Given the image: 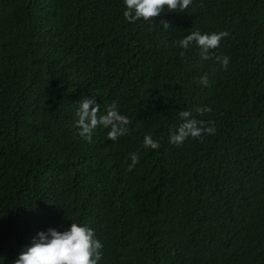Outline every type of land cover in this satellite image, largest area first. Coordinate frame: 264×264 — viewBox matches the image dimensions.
I'll return each instance as SVG.
<instances>
[{
  "label": "trees",
  "instance_id": "1",
  "mask_svg": "<svg viewBox=\"0 0 264 264\" xmlns=\"http://www.w3.org/2000/svg\"><path fill=\"white\" fill-rule=\"evenodd\" d=\"M125 8L0 0V264L71 223L95 230L98 264H264V0L165 7L154 30ZM197 30L229 33L213 50L230 58L226 70L179 46ZM82 98L100 115L116 101L129 132L110 141L98 126L91 143L81 138ZM180 111L215 134L169 143Z\"/></svg>",
  "mask_w": 264,
  "mask_h": 264
},
{
  "label": "clouds",
  "instance_id": "2",
  "mask_svg": "<svg viewBox=\"0 0 264 264\" xmlns=\"http://www.w3.org/2000/svg\"><path fill=\"white\" fill-rule=\"evenodd\" d=\"M193 0H124L126 6L123 16L130 23L143 19L150 24L154 30L151 20L165 11L184 12L192 4ZM163 29L168 31L171 25L166 20H161ZM229 33L221 31L218 33L201 34L199 30L191 32L179 41V46L187 50L190 46L199 49L202 60L215 59L225 70L228 67L230 58L226 55H214L215 49ZM175 46V45H174ZM183 55V53H181ZM202 86H208L207 75L200 78ZM106 114L100 115V105L95 99L82 98L79 108L75 113V126L79 128L78 135L92 142L93 130L98 126L110 129L107 139L117 141L118 138L129 132L131 121L125 115L120 114L118 104L113 101L105 109ZM210 107H198L196 112L203 115L210 112ZM180 118L184 121L177 131L170 135L169 143L177 146L188 139L202 140L206 135H214L216 128L213 121L197 120L192 117L190 111H180ZM143 146L150 149H159L160 142L151 135L143 138ZM131 163L128 170L131 171L139 163V153L130 154ZM103 244L96 238L95 230L87 225L71 223L64 231H57L49 228L46 231L37 232L31 241V246L25 248L13 261V264H98L103 256Z\"/></svg>",
  "mask_w": 264,
  "mask_h": 264
}]
</instances>
